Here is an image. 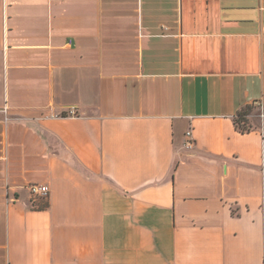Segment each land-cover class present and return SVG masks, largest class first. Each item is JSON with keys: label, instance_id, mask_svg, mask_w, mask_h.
<instances>
[{"label": "crops", "instance_id": "obj_1", "mask_svg": "<svg viewBox=\"0 0 264 264\" xmlns=\"http://www.w3.org/2000/svg\"><path fill=\"white\" fill-rule=\"evenodd\" d=\"M0 264H264V0H0Z\"/></svg>", "mask_w": 264, "mask_h": 264}, {"label": "built area", "instance_id": "obj_2", "mask_svg": "<svg viewBox=\"0 0 264 264\" xmlns=\"http://www.w3.org/2000/svg\"><path fill=\"white\" fill-rule=\"evenodd\" d=\"M261 115L263 116L262 113H261ZM185 136H186V139H185V142H184V146L187 147V148H191L192 145H193V141H194L193 137H192L191 129H188L185 132ZM28 189H29V192L32 195H42V196H44L48 192V187L46 185L30 184L28 186Z\"/></svg>", "mask_w": 264, "mask_h": 264}, {"label": "rangeland", "instance_id": "obj_3", "mask_svg": "<svg viewBox=\"0 0 264 264\" xmlns=\"http://www.w3.org/2000/svg\"><path fill=\"white\" fill-rule=\"evenodd\" d=\"M255 111V108H253V106H247L245 107L241 112H247V113H251V112H254ZM237 120H239V125L243 128H247L249 126V124L247 123H242L240 122L241 120V117L237 116Z\"/></svg>", "mask_w": 264, "mask_h": 264}, {"label": "trees", "instance_id": "obj_4", "mask_svg": "<svg viewBox=\"0 0 264 264\" xmlns=\"http://www.w3.org/2000/svg\"><path fill=\"white\" fill-rule=\"evenodd\" d=\"M248 113L247 112H241L240 114H239V117H241V120H240V122H242V123H247V119H246V115H247ZM235 123H236V125H237V127L240 129V130H244V128L243 127H241L240 125H239V120H235Z\"/></svg>", "mask_w": 264, "mask_h": 264}]
</instances>
